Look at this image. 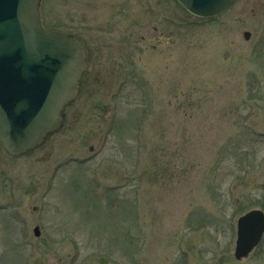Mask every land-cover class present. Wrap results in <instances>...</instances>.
I'll return each instance as SVG.
<instances>
[{
  "label": "rangeland",
  "instance_id": "1",
  "mask_svg": "<svg viewBox=\"0 0 264 264\" xmlns=\"http://www.w3.org/2000/svg\"><path fill=\"white\" fill-rule=\"evenodd\" d=\"M43 13L110 48L45 144L0 145V264H264V235L235 256L238 218L264 211V0L210 19L177 0Z\"/></svg>",
  "mask_w": 264,
  "mask_h": 264
},
{
  "label": "water",
  "instance_id": "2",
  "mask_svg": "<svg viewBox=\"0 0 264 264\" xmlns=\"http://www.w3.org/2000/svg\"><path fill=\"white\" fill-rule=\"evenodd\" d=\"M179 1L192 13L211 17L234 0ZM39 5L40 0H0V141L15 156L36 149L61 127L87 67L81 40L44 28ZM263 233L262 210L241 216L235 256H247Z\"/></svg>",
  "mask_w": 264,
  "mask_h": 264
},
{
  "label": "flooded vegetation",
  "instance_id": "3",
  "mask_svg": "<svg viewBox=\"0 0 264 264\" xmlns=\"http://www.w3.org/2000/svg\"><path fill=\"white\" fill-rule=\"evenodd\" d=\"M90 32H85L84 31V34H89ZM87 36H90V35H87ZM82 41H83V44H84V47H85V51H86V56H87V61H88V68L84 74V78H83V81H82V86L85 85L88 81H89V78L88 76L90 75L91 72H94L95 69H96V59H97V55L99 53V51L101 52H104L105 50L107 51L108 49L107 48H110L108 46H104V47H97V46H94L92 42L93 41V38L92 36H90L91 40L89 38H84L82 35L80 36ZM164 42V40H157V43L158 44H162ZM106 48V49H105ZM105 51V52H106ZM104 54V53H102Z\"/></svg>",
  "mask_w": 264,
  "mask_h": 264
}]
</instances>
